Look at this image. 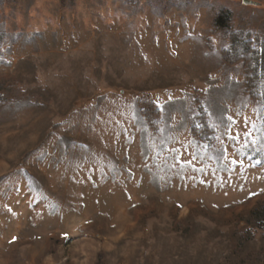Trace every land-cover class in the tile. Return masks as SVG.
I'll return each instance as SVG.
<instances>
[{"label":"rangeland","instance_id":"rangeland-1","mask_svg":"<svg viewBox=\"0 0 264 264\" xmlns=\"http://www.w3.org/2000/svg\"><path fill=\"white\" fill-rule=\"evenodd\" d=\"M252 1L0 0V264H262Z\"/></svg>","mask_w":264,"mask_h":264},{"label":"trees","instance_id":"trees-1","mask_svg":"<svg viewBox=\"0 0 264 264\" xmlns=\"http://www.w3.org/2000/svg\"><path fill=\"white\" fill-rule=\"evenodd\" d=\"M68 1L59 0L62 7H65ZM230 18L227 11H221L215 14L212 24L214 32L220 31L229 37L230 46L222 51V58L229 65L242 62L246 66L248 94L252 99L264 100V35L254 40L249 34L235 33ZM1 34L0 32V38ZM2 89L3 86L0 85V101L3 100ZM143 107L144 116L149 122L159 115V110L153 102L146 101ZM254 216L257 221L264 223V205L255 209Z\"/></svg>","mask_w":264,"mask_h":264},{"label":"water","instance_id":"water-1","mask_svg":"<svg viewBox=\"0 0 264 264\" xmlns=\"http://www.w3.org/2000/svg\"><path fill=\"white\" fill-rule=\"evenodd\" d=\"M242 3H243L244 5H258L257 2L252 1V0H242Z\"/></svg>","mask_w":264,"mask_h":264},{"label":"bare ground","instance_id":"bare-ground-1","mask_svg":"<svg viewBox=\"0 0 264 264\" xmlns=\"http://www.w3.org/2000/svg\"><path fill=\"white\" fill-rule=\"evenodd\" d=\"M248 180H252V179H248Z\"/></svg>","mask_w":264,"mask_h":264}]
</instances>
